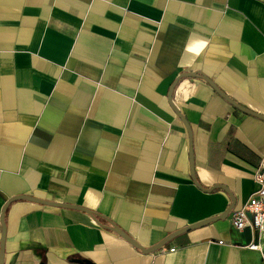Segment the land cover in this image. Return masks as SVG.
Returning <instances> with one entry per match:
<instances>
[{
	"label": "crops",
	"instance_id": "crops-1",
	"mask_svg": "<svg viewBox=\"0 0 264 264\" xmlns=\"http://www.w3.org/2000/svg\"><path fill=\"white\" fill-rule=\"evenodd\" d=\"M191 72L182 119L168 92ZM202 77L264 117V0H0V214L18 195L92 212L12 201L3 264H264L230 221L264 119ZM232 203L152 253L107 228L149 248Z\"/></svg>",
	"mask_w": 264,
	"mask_h": 264
},
{
	"label": "water",
	"instance_id": "water-1",
	"mask_svg": "<svg viewBox=\"0 0 264 264\" xmlns=\"http://www.w3.org/2000/svg\"><path fill=\"white\" fill-rule=\"evenodd\" d=\"M200 75L198 73L195 72H191V73H182L181 75H179L174 82L172 83V85L170 86L169 92H168V99H169V103L171 104L172 108L175 110L176 114L178 116H180L182 119V115L179 113V111L174 107L173 103H172V94L173 91L177 85V83L179 82L180 79L182 78H186V77H199ZM209 85H211L214 90L221 95L225 100H227L230 104H232L234 107H236L237 109H240L241 111H244L246 113L252 114L254 116L260 117L262 119H264L263 116L258 115L256 113H253L247 109H245L244 107L240 106L238 103H236L235 101H233L231 98H229L226 94H224L210 79H208L207 77H202ZM186 127L188 129L189 132V136H190V143H191V133L189 130L188 125L186 124ZM190 170H191V177L192 180L196 183V185H198L200 187V185L198 184V182L196 181L195 175H194V169H193V160H192V152H190ZM202 189V187H200ZM215 187L209 188V189H204L207 191H211L212 189H214ZM18 199H24V200H28V201H32L35 203H40L43 205H48V206H55V207H65V208H73V209H78V210H82L88 213H92L91 211H88L82 207H78V206H74V205H69V204H63V203H56V202H50V201H45L42 199H38V198H34V197H30V196H25V195H18V196H14L10 199H8L1 211L0 214V223L2 226V233H1V240H0V264H3V260H4V244H5V233H6V226H5V221H4V214L5 211L8 207V205L14 201V200H18ZM233 201V200H232ZM233 208V203L232 205H230L226 211L216 217H212L209 219H206L204 221H201L199 223H196L194 225L191 226H187L183 229H180L174 233L169 234L168 236H166L162 241H160L159 243H157L156 245H153L152 247L149 248H144L142 247L140 244H138L132 237H130L128 234H126L122 229H120L118 226H116L114 223L109 222V226L107 228L111 229L112 231H114L115 233H117L119 236H121L123 239H125L127 242H129L131 245H133L134 247H136L137 249H139L140 251H142L143 253H152L155 252L157 250H159L160 248H162L167 242H169L171 239H173L175 236H177L178 234L191 230L193 228H198L200 226H203L209 222L215 221L217 219H222L228 216L229 212L232 210ZM96 215V214H94ZM78 262H84L85 264H94L88 260H83V261H78ZM43 264V263H41Z\"/></svg>",
	"mask_w": 264,
	"mask_h": 264
},
{
	"label": "built area",
	"instance_id": "built-area-1",
	"mask_svg": "<svg viewBox=\"0 0 264 264\" xmlns=\"http://www.w3.org/2000/svg\"><path fill=\"white\" fill-rule=\"evenodd\" d=\"M254 180L257 190L241 208L232 212L230 221L236 230L243 231L250 227L257 232L258 239L264 240V157L255 170ZM249 248L260 250V245L252 243Z\"/></svg>",
	"mask_w": 264,
	"mask_h": 264
}]
</instances>
